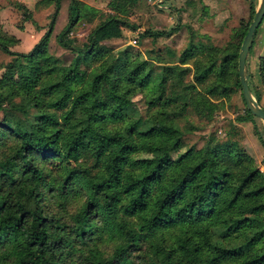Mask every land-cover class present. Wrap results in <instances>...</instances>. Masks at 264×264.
<instances>
[{
  "label": "trees",
  "instance_id": "obj_1",
  "mask_svg": "<svg viewBox=\"0 0 264 264\" xmlns=\"http://www.w3.org/2000/svg\"><path fill=\"white\" fill-rule=\"evenodd\" d=\"M77 1L71 0L70 23L58 34L63 46L83 53L69 65L58 67L41 41L25 53L0 39L1 48L15 55L0 81L10 82V94L15 87L27 97L13 104L26 117H0V129L18 141L11 155L0 152V264H264V172L248 153L223 147L215 137L180 150L184 133L176 116L188 101L175 116L166 108L195 88L180 79L189 68L169 64L155 73L146 59H102L96 44L107 29L137 28L117 15L96 25L86 45L71 46L64 37ZM53 2L58 8L60 0ZM175 28L140 34L165 36ZM240 30L239 49L233 43L219 56L207 51L208 62L196 68L197 81L217 69L219 81L234 72L241 88L236 59L247 27ZM207 47L190 42L182 60ZM89 59H98L97 65L81 67ZM14 70L26 87L16 84ZM259 70L264 86V56ZM130 83L148 90V106H159L155 114H129ZM229 87L223 85L221 93ZM189 99L198 112L212 103L194 91ZM28 102L36 112L29 113ZM254 117L245 108L237 120ZM47 157L59 171L40 164ZM68 201L77 205L66 216ZM102 230L117 238L108 254L95 237Z\"/></svg>",
  "mask_w": 264,
  "mask_h": 264
},
{
  "label": "rangeland",
  "instance_id": "obj_2",
  "mask_svg": "<svg viewBox=\"0 0 264 264\" xmlns=\"http://www.w3.org/2000/svg\"><path fill=\"white\" fill-rule=\"evenodd\" d=\"M79 1V2H78ZM77 9L71 10L76 18L70 29L65 34V41L71 46H83L88 43V35L101 21L111 15L128 19L137 28L127 26H112L107 29L98 40L96 47L103 51V58L108 61L115 56H127L131 62L137 63L141 59L147 60L146 67H153L155 73L164 71V66L178 64L189 68L180 76L183 83L190 82L195 88L187 92V96L179 97L178 102L165 107L169 114L175 116L184 101L188 106L182 114L176 116L177 123L183 131V147H201L212 140L219 142L223 147H231L241 152L248 153L256 165L264 172V119L255 116L253 120L238 121L237 117L245 113V102L242 89L235 84L236 75L224 77L219 81L217 74L211 72L205 80L195 79L196 68L199 62L207 63V51L222 55L223 48H237L236 37L238 30L248 27L254 17L251 4L258 7L259 0H78ZM71 0H60L56 8L53 0H0V39L4 40L13 51L28 53L34 45L41 41L47 54L52 56L58 67L69 65L75 57H82L83 53L63 46L58 40V34L70 23ZM73 6V4H72ZM81 11V12H80ZM255 12V11H254ZM52 22V24H51ZM175 30L165 36H141L144 30L171 29ZM202 41L208 45L203 52H198L182 60V51L192 42L199 44ZM242 39L240 40V43ZM211 44V46H209ZM254 45V46H253ZM264 16L256 28L254 44L248 52L251 76L248 78L255 91V59L254 55L260 51L264 54ZM255 53V54H254ZM15 55L5 52L0 46V80L5 71L13 62ZM238 62V58L236 59ZM98 59H89L81 62V67L90 69L97 65ZM248 67V66H247ZM14 69V66L12 67ZM171 83L175 75L169 73ZM16 84L26 87L25 80L16 70L12 74ZM239 78V76H238ZM131 84L128 106L133 118L142 115L155 114L159 106H148L146 103L147 89L140 88L135 83ZM219 84L214 93L207 92L209 87ZM230 87L227 94L221 93L223 85ZM170 86V85H169ZM180 85H177L179 88ZM255 88V89H254ZM10 82L0 81L2 94L0 117L4 112H12L14 116L26 117V113L13 107L14 102L24 101L27 97L13 87ZM168 91V90H167ZM179 91V90H178ZM199 92L211 100L203 111L198 112V104L189 99L191 92ZM256 92V91H255ZM258 92V89H257ZM256 92V93H257ZM256 98V95L254 93ZM27 107L29 113L37 111L36 108ZM134 109V110H133ZM18 147V141L12 135L0 129V152L11 155ZM4 152V153H3ZM176 152L172 156H176ZM47 170L55 168L59 171L57 161L47 157L39 160ZM63 204V201L61 202ZM77 201H68L63 208V213L68 216ZM98 247L105 254L110 253L117 238L107 234L104 230L95 233Z\"/></svg>",
  "mask_w": 264,
  "mask_h": 264
},
{
  "label": "water",
  "instance_id": "obj_3",
  "mask_svg": "<svg viewBox=\"0 0 264 264\" xmlns=\"http://www.w3.org/2000/svg\"><path fill=\"white\" fill-rule=\"evenodd\" d=\"M162 1V0H161ZM264 16V0H259L255 9L254 17L249 23L243 36L238 53V75L242 88V96L247 109L254 115L264 119V109L258 103L248 83V71L246 69V58L253 42L254 33Z\"/></svg>",
  "mask_w": 264,
  "mask_h": 264
},
{
  "label": "crops",
  "instance_id": "obj_4",
  "mask_svg": "<svg viewBox=\"0 0 264 264\" xmlns=\"http://www.w3.org/2000/svg\"><path fill=\"white\" fill-rule=\"evenodd\" d=\"M255 34H256V31L254 33V38H253V42H252L253 44H254V40H255ZM263 49H264V45H263ZM261 56H264V54H261L260 51L257 52L254 55V59H255V66H254V68H255V73H256V76H255L256 78H255L254 84L257 87L258 92H257V89L255 90L257 93L253 90L251 84H249V86L251 88L252 93L253 94L255 93V95L258 97L259 100L257 99V97H256V99L258 100L259 105L264 108V86H263L262 81H261V78H260V70H259V57H261ZM247 58H248V55H247ZM247 58H246V68H248V71H249L250 76H251V73L252 72H251L250 66H249V61L250 60H248ZM250 83H251V81H250Z\"/></svg>",
  "mask_w": 264,
  "mask_h": 264
}]
</instances>
